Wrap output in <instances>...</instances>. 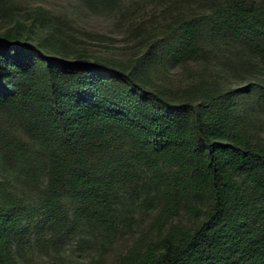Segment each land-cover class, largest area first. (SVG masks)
I'll return each instance as SVG.
<instances>
[{"label":"trees","instance_id":"16d2710c","mask_svg":"<svg viewBox=\"0 0 264 264\" xmlns=\"http://www.w3.org/2000/svg\"><path fill=\"white\" fill-rule=\"evenodd\" d=\"M32 1L0 0V264H27L31 237L108 241L141 208L190 220L119 264H264V0H156L121 56Z\"/></svg>","mask_w":264,"mask_h":264},{"label":"rangeland","instance_id":"374dc122","mask_svg":"<svg viewBox=\"0 0 264 264\" xmlns=\"http://www.w3.org/2000/svg\"><path fill=\"white\" fill-rule=\"evenodd\" d=\"M137 6L127 2L129 10L114 15H99L86 11L74 0H33L32 4H43L54 14V23L71 34L72 45L89 50L91 53L120 55L126 48L133 47L141 35H148L151 26L139 29L143 19H151L158 9L156 0H136ZM160 16V8L155 12ZM6 23L0 20V31ZM146 32H148L146 34ZM127 50V49H126ZM121 56V55H120ZM175 83L182 69L170 70ZM159 210L141 208L134 213L129 228L108 241L92 239L90 233L78 234L68 239L57 249H45L34 242L27 246V264H119L124 255L141 239H156L167 230L187 225L189 218L182 214L167 220L164 225L158 223Z\"/></svg>","mask_w":264,"mask_h":264}]
</instances>
